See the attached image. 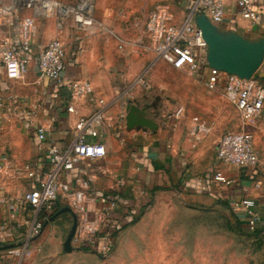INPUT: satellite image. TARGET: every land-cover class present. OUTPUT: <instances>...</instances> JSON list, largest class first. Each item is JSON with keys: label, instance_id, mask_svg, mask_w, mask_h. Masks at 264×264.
Wrapping results in <instances>:
<instances>
[{"label": "crops", "instance_id": "0c3cea01", "mask_svg": "<svg viewBox=\"0 0 264 264\" xmlns=\"http://www.w3.org/2000/svg\"><path fill=\"white\" fill-rule=\"evenodd\" d=\"M71 4L74 0H61ZM98 2V0H97ZM96 2V3H97ZM108 0H99V4H106ZM185 0H145L141 9L149 12L158 4H168L177 19L184 17ZM183 7V15L177 16L175 5ZM255 8L262 16L260 23H252L242 19L237 14V0H226V17L224 23L216 25L223 33H234L251 42L264 39V0H254ZM125 15L124 13H118ZM96 17V16H95ZM106 14L99 18L103 24L109 22ZM147 22V20H146ZM72 33V38L69 37ZM2 34V32H0ZM61 34V35H60ZM77 35V36H75ZM69 23L60 29L54 21L42 20L39 31L34 39L35 54L41 52L57 36L63 40L66 50L74 45H82L88 40L90 45L99 46V50L107 53L108 47L116 51V39L108 36L105 39L90 38L84 41ZM116 38V36H115ZM75 46V49L77 47ZM67 52V69L65 86L60 95L52 94V82L41 75L37 64L28 75L19 79H11L0 64V98L5 99V106L0 110V199L6 204H0V242L5 237L1 230L5 221L17 222L26 225V232L30 233L32 222H23L22 218L10 214L9 207L15 205L14 199L29 190L28 180H19L16 171L30 164L39 172L50 169L49 148L56 147L60 151L68 150L76 139V123L80 116L90 117L98 112L102 113L103 124L100 127L99 141L107 150L104 158L88 160L77 166L75 170L65 174L63 179L77 187V180L88 184L100 203L116 199L118 209L112 214V226H130L143 221L147 212H154L160 201L168 195L178 197L195 207H227L228 210L238 213L242 225L248 227L242 201L253 199L256 202L255 210L261 215L259 227L264 228V165L257 167H235L221 163L217 159V147L221 137L228 132L250 131L254 136V145L257 151L264 156V110L261 117L254 123L243 124L240 113L237 121L232 117L238 113L237 108L231 105L226 96L224 84L216 91H210L205 85V75L191 74L197 77L202 90L198 89L196 106H181L176 110L185 111L183 118H167L164 108L158 104L157 111H148V118L154 120L159 128L133 129L127 128V107L133 101L140 108L148 103L129 98L125 93L136 90L139 94L142 89L138 83L132 81L127 73L123 77L107 76L109 69L114 73L122 71L121 61L104 62L97 68L101 71L104 80H98L93 75H85L77 66L78 59L71 60ZM74 57V56H73ZM108 64V65H107ZM115 65L113 68L111 65ZM175 69V68H174ZM179 70V69H176ZM85 75V76H84ZM117 75V74H116ZM86 77L89 79L87 80ZM264 85V62L255 76ZM87 80L93 86V93L80 102L72 101L69 92V83L74 80ZM48 86L42 88V82ZM198 82V81H197ZM142 85V83L140 84ZM208 90V93L206 92ZM206 95V102L202 103L201 95ZM11 95H18L28 105L40 102L43 107L30 123V109L15 108L14 102L9 99ZM199 107L202 111H196ZM77 111V114L74 113ZM10 115V121L4 114ZM50 121L51 128L47 140L41 142L37 138L36 124ZM196 124H212V133L200 144L191 142V131ZM7 156L8 162L3 163L2 158ZM264 159V157H263ZM222 173L233 183L230 186L217 182L216 173ZM64 208V207H63ZM24 212H31L27 209ZM30 220V213L25 214ZM241 224V223H240ZM47 229V228H46ZM7 231L11 237L17 239L23 233L10 226ZM46 231H43L45 234ZM10 262V261H9ZM0 264H8L0 261Z\"/></svg>", "mask_w": 264, "mask_h": 264}, {"label": "built area", "instance_id": "2783aa9c", "mask_svg": "<svg viewBox=\"0 0 264 264\" xmlns=\"http://www.w3.org/2000/svg\"><path fill=\"white\" fill-rule=\"evenodd\" d=\"M97 0H74L71 4L59 0H0V64L11 79L23 78L29 74L33 64H37L41 75L52 82V94L58 97L67 86L66 46L60 38L53 39L41 52L35 54L34 39L42 20L54 18L62 30L70 23L76 32L91 34L105 29L96 19ZM204 14L214 25L224 23L226 0H185L184 17L176 18L168 4L156 5L148 14L146 32L150 49L164 62L175 69H187L191 74L204 73L208 90L216 91L224 84L229 102L240 113L243 124L256 122L264 110V85L256 77L243 79L211 68L207 62L208 45L197 26L196 18ZM237 14L244 20L260 23L262 16L255 8L254 0H237ZM114 35V34H113ZM115 36V35H114ZM122 47V46H121ZM141 83L146 85L144 80ZM70 98L80 102L93 93V86L87 80H74L69 83ZM15 108L30 109V123L43 105L40 102L28 105L18 95L9 97ZM0 98V110L5 106ZM77 114V111H74ZM185 111L180 109L175 118H183ZM4 118L10 121L6 112ZM102 113L90 117L80 116L76 123V139L66 151L49 148L50 169L39 172L30 164L16 171L19 180H28L29 190L14 199L9 207L10 214L19 216L23 222H32L30 234L38 236L45 224L55 214L58 205L70 207L77 217V227L73 245L80 250L107 253L114 245L115 229L111 225L112 214L118 209L116 199L100 203L84 181L77 180V187L63 179V176L88 160L104 158L106 147L99 141ZM51 122L36 124L39 141L47 140ZM213 130L211 124H196L191 131V142L200 144ZM264 157V156H263ZM254 145L250 131L242 130L224 134L217 147V159L235 167H257L264 165V159ZM8 157L2 158L3 163ZM217 182L230 186L233 182L222 173H216ZM0 199V204H6ZM247 225L256 231L261 223V215L255 210L253 199L242 201ZM31 212H24V210ZM26 213H30L27 220ZM6 229V223L1 230ZM17 255V252L14 253ZM8 264H18L12 261Z\"/></svg>", "mask_w": 264, "mask_h": 264}, {"label": "rangeland", "instance_id": "374dc122", "mask_svg": "<svg viewBox=\"0 0 264 264\" xmlns=\"http://www.w3.org/2000/svg\"><path fill=\"white\" fill-rule=\"evenodd\" d=\"M144 1L108 0L106 4L100 5L98 0L96 19L99 20L108 14L109 22L104 24L105 29L80 37L85 38L84 41L90 38L107 41L106 38L113 37L114 34L116 51L108 47L105 53L104 50H99V46L90 45L87 40L83 46H76L73 42L67 52L72 61L78 59L77 66L83 74L93 75L98 80H104L102 72H97V68L99 70L104 62L110 64L121 61L118 64H123L122 71L114 73L109 69L106 75L121 78L127 73L132 76V81H135V84L139 82L138 85L142 89L139 94L134 89L125 94L133 100L147 102V105L152 106L149 109L152 112L157 111L158 106L155 108L154 104H159L161 108L165 105L167 118H172L181 102H185L187 109L197 105L195 95L198 94V89L202 90L200 86L203 84H199L197 77L193 79L187 70L174 69L152 52L146 32L148 9H141ZM174 5L175 13L181 17L183 7L178 3ZM48 20L57 24L54 18ZM71 36L72 33L69 37ZM114 66L111 65L112 68ZM141 80H144L146 85H140ZM47 86L48 82H42V88ZM204 93H208V90ZM206 95L202 93L199 101L205 103ZM198 108L195 107L196 111H202ZM237 114L239 112L233 115V121H237ZM5 222V237L0 242V261L5 263L264 264V228L259 227L252 232L242 225L238 213L229 211L225 206L195 207L172 195L162 199L154 212H147L143 221L117 227L114 245L107 253L80 250L73 242L75 250L71 253L64 251V243L73 226L71 214H62L54 221L50 219L42 230L46 231L45 234L42 235V232L36 237L26 232V225L8 220ZM10 226H16L23 235L15 240H8L11 237L7 231ZM10 244L15 245L12 248L4 247Z\"/></svg>", "mask_w": 264, "mask_h": 264}, {"label": "water", "instance_id": "95a60500", "mask_svg": "<svg viewBox=\"0 0 264 264\" xmlns=\"http://www.w3.org/2000/svg\"><path fill=\"white\" fill-rule=\"evenodd\" d=\"M196 23L208 45L207 62L211 68L230 75H237L243 79H251L255 76L264 62V39L251 42L234 33H223L204 14L197 16ZM153 106L156 108L157 105ZM150 108H152L151 105L140 108L130 101L127 107V128L129 130H157L158 124L148 118L147 111ZM62 214H71L73 217V226L64 243V251L71 253L75 250L72 241L77 227V217L70 207H64L55 217L51 218V221ZM14 245L10 244L4 247L12 248Z\"/></svg>", "mask_w": 264, "mask_h": 264}, {"label": "trees", "instance_id": "16d2710c", "mask_svg": "<svg viewBox=\"0 0 264 264\" xmlns=\"http://www.w3.org/2000/svg\"><path fill=\"white\" fill-rule=\"evenodd\" d=\"M63 207H64L63 205L59 204L55 214H53L52 217H55L56 214L59 213L63 209Z\"/></svg>", "mask_w": 264, "mask_h": 264}]
</instances>
